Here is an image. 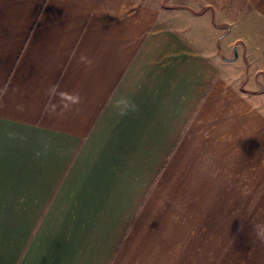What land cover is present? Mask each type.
I'll list each match as a JSON object with an SVG mask.
<instances>
[{"label": "crops", "instance_id": "1", "mask_svg": "<svg viewBox=\"0 0 264 264\" xmlns=\"http://www.w3.org/2000/svg\"><path fill=\"white\" fill-rule=\"evenodd\" d=\"M263 199L264 0H0V264H210Z\"/></svg>", "mask_w": 264, "mask_h": 264}, {"label": "rangeland", "instance_id": "2", "mask_svg": "<svg viewBox=\"0 0 264 264\" xmlns=\"http://www.w3.org/2000/svg\"><path fill=\"white\" fill-rule=\"evenodd\" d=\"M264 225V199L261 211L248 215L247 230L216 231L210 243V264H264V244L255 236V226Z\"/></svg>", "mask_w": 264, "mask_h": 264}, {"label": "clouds", "instance_id": "3", "mask_svg": "<svg viewBox=\"0 0 264 264\" xmlns=\"http://www.w3.org/2000/svg\"><path fill=\"white\" fill-rule=\"evenodd\" d=\"M80 61L82 63L87 64V65L91 64V61L86 56H83V55L80 57ZM113 108L115 110H117L118 115L120 117H124V116L128 115L130 112H135L137 110V105L130 98H128L126 96H122V97H118L114 101ZM17 137L20 140H25L26 139V137H24L22 135H19L18 133L14 132V131L8 133V138L10 140L11 139H16ZM50 148H51L50 139L49 140H45L44 141V153L43 154L46 155ZM41 154L42 153L38 151L36 153L37 158H39L41 156ZM254 231H255L256 239L260 243L264 244V225H256Z\"/></svg>", "mask_w": 264, "mask_h": 264}, {"label": "water", "instance_id": "4", "mask_svg": "<svg viewBox=\"0 0 264 264\" xmlns=\"http://www.w3.org/2000/svg\"><path fill=\"white\" fill-rule=\"evenodd\" d=\"M234 51H235V55L232 58H230L229 60H234L238 57L237 49L235 48Z\"/></svg>", "mask_w": 264, "mask_h": 264}]
</instances>
